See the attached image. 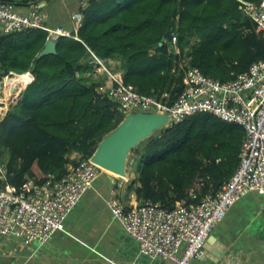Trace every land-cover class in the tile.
<instances>
[{
	"label": "trees",
	"instance_id": "trees-1",
	"mask_svg": "<svg viewBox=\"0 0 264 264\" xmlns=\"http://www.w3.org/2000/svg\"><path fill=\"white\" fill-rule=\"evenodd\" d=\"M240 5V0H89L80 8L78 31L60 36L57 52L41 58L47 31L1 33L0 80L10 72L34 76L0 120L7 181L19 187L43 182L50 173L64 177L76 163L68 157L72 151L91 157L123 120L117 103L98 91L107 76L96 73L95 56L119 60L124 83L170 104L186 87L190 67L221 81L248 71L264 57V30ZM167 32L176 42L167 37L159 46ZM245 134L242 125L209 112L156 131L132 150L137 177L124 195L126 208L152 201L172 210L217 192L239 166Z\"/></svg>",
	"mask_w": 264,
	"mask_h": 264
},
{
	"label": "built area",
	"instance_id": "built-area-1",
	"mask_svg": "<svg viewBox=\"0 0 264 264\" xmlns=\"http://www.w3.org/2000/svg\"><path fill=\"white\" fill-rule=\"evenodd\" d=\"M43 1L0 0L2 33L43 29L48 32V39L70 36L69 31L46 24ZM82 1L85 5L89 0ZM240 2L244 13L264 30V0ZM19 3L26 4L28 12H20ZM72 19L81 25L80 12L73 13ZM172 40L175 43L177 37L173 35ZM94 63L96 73L107 76L98 91L115 101L125 115L133 110L167 113L168 125H172L187 116L209 112L245 129L239 166L217 192L206 195L199 203L182 202L168 210L147 201L128 209L114 187L107 199L113 216L138 242L140 253L152 260L190 264L204 254L209 235L242 196L250 191L264 192V57L229 81L190 67L185 73L187 85L172 104L141 94L133 85L124 83L122 72L115 69L113 62L95 56ZM103 170L91 157L81 158L62 178L50 173L43 182L30 180L17 187L7 181L0 160V236L18 238L24 244H44L54 232L63 229L67 216Z\"/></svg>",
	"mask_w": 264,
	"mask_h": 264
},
{
	"label": "crops",
	"instance_id": "crops-1",
	"mask_svg": "<svg viewBox=\"0 0 264 264\" xmlns=\"http://www.w3.org/2000/svg\"><path fill=\"white\" fill-rule=\"evenodd\" d=\"M82 5V0H44L41 8L47 25L72 33L79 29L72 14ZM18 9L28 12L26 4L19 3ZM107 61L120 65L119 60ZM81 156L78 151L68 155L73 162ZM133 161V166L127 167V177L103 170L67 216L63 229L44 244H24L18 238L0 236V264H173L140 253L138 242L107 205L113 187L125 205L129 183L137 177ZM190 264H264V192L250 191L242 196L209 235L204 254Z\"/></svg>",
	"mask_w": 264,
	"mask_h": 264
},
{
	"label": "water",
	"instance_id": "water-1",
	"mask_svg": "<svg viewBox=\"0 0 264 264\" xmlns=\"http://www.w3.org/2000/svg\"><path fill=\"white\" fill-rule=\"evenodd\" d=\"M172 36L171 32H167L159 46L163 45L165 38H172ZM56 52L57 40L48 39L38 58ZM10 74L16 73L10 72ZM3 82L4 79L2 78L0 80V90L3 88ZM169 122L170 116L167 113L142 110L130 111L120 124L108 132L98 143L91 160L103 169L120 177H127V163L132 150L156 131L166 127Z\"/></svg>",
	"mask_w": 264,
	"mask_h": 264
},
{
	"label": "rangeland",
	"instance_id": "rangeland-1",
	"mask_svg": "<svg viewBox=\"0 0 264 264\" xmlns=\"http://www.w3.org/2000/svg\"><path fill=\"white\" fill-rule=\"evenodd\" d=\"M115 69H116V66H115ZM102 75V74H101ZM13 76H16V74H12V75H7V76H5V78H3L4 79V84H3V88H2V91L4 92V94L3 95H0V97H2V98H5L6 100H3L5 103L4 104H8V105H1V106H3L4 108H5V110H4V114L2 115V116H0V120L6 115V113L8 112V110H9V108L12 106V105H14V104H16L17 102H19L20 101V96H21V93H22V91L24 90V88H25V86H26V84H25V86L24 85H22L21 86V90H20V92L18 93V94H11L10 95V87L6 84V78L7 77H13ZM18 76V75H17ZM141 148V147H140ZM4 153V151L2 152V154ZM137 157V155H136V153L134 152H131L130 153V155H129V159H128V163H127V166H133V165H131L132 163H131V161L132 160H134V158H135V160L137 159L136 158ZM1 159H2V161H3V163L1 162V164L3 165V167H5L4 165L7 163V159H8V154L5 152L4 154H3V157H0ZM0 159V160H1ZM136 164V162H134V165ZM197 188H198V186H197Z\"/></svg>",
	"mask_w": 264,
	"mask_h": 264
},
{
	"label": "bare ground",
	"instance_id": "bare-ground-1",
	"mask_svg": "<svg viewBox=\"0 0 264 264\" xmlns=\"http://www.w3.org/2000/svg\"><path fill=\"white\" fill-rule=\"evenodd\" d=\"M9 75H12V74H9ZM6 81H7L6 84L10 87V95L11 94H18L21 90L22 85L25 86V84H26V86H27L30 82L33 81V76H32L31 72H27L24 74H20L18 76L16 75L13 77H7ZM3 100H6V99L0 97V116H2L4 114V110H5V108L1 105H8V104H4L5 102Z\"/></svg>",
	"mask_w": 264,
	"mask_h": 264
}]
</instances>
